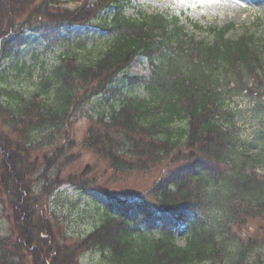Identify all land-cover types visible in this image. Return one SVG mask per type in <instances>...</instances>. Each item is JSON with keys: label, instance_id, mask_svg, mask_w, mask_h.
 <instances>
[{"label": "trees", "instance_id": "1", "mask_svg": "<svg viewBox=\"0 0 264 264\" xmlns=\"http://www.w3.org/2000/svg\"><path fill=\"white\" fill-rule=\"evenodd\" d=\"M130 5L0 0L1 70L30 33L70 42L73 29L97 27L110 37L93 51L78 30L77 49L43 67L31 92L4 85L0 70V195L16 222L14 235L0 238V264H80L92 250L109 264H264V145L251 152L229 104L256 98L264 115V37L248 30L231 37V22L198 38L180 15L133 17ZM139 57L150 75L130 74ZM13 69L34 74L19 60ZM137 87L145 95L132 92ZM96 97L118 102L94 111L82 146L116 172L164 164L168 172L150 189L156 207L108 193L99 223L70 241L48 210L50 176L58 172L59 181L61 157L75 144L73 120ZM253 221L255 233L240 236Z\"/></svg>", "mask_w": 264, "mask_h": 264}, {"label": "rangeland", "instance_id": "2", "mask_svg": "<svg viewBox=\"0 0 264 264\" xmlns=\"http://www.w3.org/2000/svg\"><path fill=\"white\" fill-rule=\"evenodd\" d=\"M62 1L65 7L72 9L84 2V0ZM140 11L180 15L182 21L187 24V29L196 31L198 38L210 35L209 27L211 26H223L231 22L235 23V29L230 33L231 37H237L246 30L254 31L257 35L264 37V0H210L208 3L197 2V0H132L127 14L139 17ZM195 22L200 24V29H194ZM78 30L81 37L88 38V47L93 51L106 46L110 38L97 27H91L90 32L87 28L73 29L70 42H60L53 36L46 39L30 33L27 36V43L20 47L21 53L1 63L3 70H0L6 76V81L2 83L24 92H31L33 83L41 79L43 67L48 69L53 66L68 49H77ZM17 60L27 62V65L33 68L34 74L31 76L26 69L21 76H17V72L13 69ZM150 69L149 61L139 57L129 72L131 75L148 76ZM132 92L145 95L144 89L140 87ZM117 102L118 99L112 97L109 99L96 97L83 107L73 120L70 137L75 144L66 155L61 157L64 168L60 169L59 181L58 172L50 176V181H53L54 185L47 197L48 210L63 223L70 241L89 234L99 223L97 206H106L109 194L127 200L142 197L152 206L157 205L150 189L155 181L168 172L166 164L157 166L152 171L116 172L104 159L98 158L91 150L82 146L94 111L104 110ZM229 104L235 113L240 134L250 143L251 152L257 153L264 145V115L259 110L256 98L239 96L231 99ZM40 157L42 158V154ZM74 175L77 177L71 181ZM78 181L80 183L84 181L90 187L82 188ZM4 198L7 200L6 196ZM257 225L258 222L253 221L241 230H237L238 234L242 237L254 234ZM14 226L16 222L13 212L4 206L0 195V238L14 235ZM177 236L179 243L184 245L186 240L184 228L179 229ZM101 256L100 252L92 250L83 253L79 262L80 264H109ZM29 264L32 263L29 262Z\"/></svg>", "mask_w": 264, "mask_h": 264}, {"label": "snow or ice", "instance_id": "3", "mask_svg": "<svg viewBox=\"0 0 264 264\" xmlns=\"http://www.w3.org/2000/svg\"><path fill=\"white\" fill-rule=\"evenodd\" d=\"M197 2L208 3L210 0H197Z\"/></svg>", "mask_w": 264, "mask_h": 264}]
</instances>
